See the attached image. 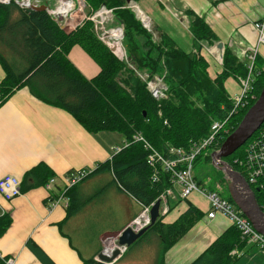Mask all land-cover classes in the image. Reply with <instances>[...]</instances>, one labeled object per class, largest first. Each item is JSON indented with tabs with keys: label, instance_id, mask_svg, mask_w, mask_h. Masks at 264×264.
Segmentation results:
<instances>
[{
	"label": "trees",
	"instance_id": "1",
	"mask_svg": "<svg viewBox=\"0 0 264 264\" xmlns=\"http://www.w3.org/2000/svg\"><path fill=\"white\" fill-rule=\"evenodd\" d=\"M85 1L90 11L101 6L113 9L114 16L124 26L123 41L128 62L119 61L98 39L91 21H85L67 32L46 11L23 9L14 2H0V66L4 72L0 81V106L15 90L27 87L39 100L71 114L89 133L117 131L124 135L122 144L112 148L109 159L88 168L81 180L69 189L60 186L57 194L49 197L51 201L63 192L67 199L65 217L57 224L63 235H66L63 230L65 224L83 212L102 190L100 188L88 196L78 188L81 182L97 172L107 173L113 184L116 182L139 205L150 204L162 192L179 187L170 172L163 169L155 171L147 163L148 150L137 136L147 140L163 156L170 157L172 149H188L208 136L213 121L227 120L228 132L220 133L222 137L213 147L217 149L253 104L264 81V69L253 64L250 72L252 90L245 105L233 110L231 97L241 91L239 79L248 75L249 62L236 57L229 47H224L222 70L211 76L208 61L202 53L186 52L165 32L157 29L155 33L142 26L133 10L126 6L139 0ZM42 3L53 5L54 1L44 0ZM212 3L215 1L212 0ZM183 14L187 17L193 40L215 47L218 38L204 18L190 8L184 9ZM142 16L146 21V17ZM139 37L143 38V42ZM74 45H79L99 66V72L94 77H85L68 58ZM200 46L197 44L198 50ZM134 69L140 74L146 72L164 76L166 97L154 99L146 82ZM228 78H235L240 85L239 91L233 95L225 86ZM207 149L209 147L204 150ZM203 151L195 161L203 156L205 162H210V153ZM244 154L241 146L224 159L234 170L240 171L233 159ZM52 177H55L53 170L45 163H38L22 176L20 190L46 186ZM195 180L202 189H208L204 182L196 177ZM222 181L226 185L225 178ZM251 187L264 211V190ZM227 199L234 203L230 196ZM166 200L170 202L169 195ZM177 200L187 201V197ZM208 207L204 211L187 201V208L172 222H163V215L158 216L127 247L126 254L137 246L135 248L141 257L139 261L142 262L124 260L125 254L112 264H166L167 251L206 215ZM11 222L8 213L0 215V237ZM251 251H258L256 244L242 237L235 225H229L189 264H235ZM45 259L46 264H56L49 257ZM0 264H6L4 258L0 257ZM81 264L107 263L89 257L84 258Z\"/></svg>",
	"mask_w": 264,
	"mask_h": 264
},
{
	"label": "crops",
	"instance_id": "2",
	"mask_svg": "<svg viewBox=\"0 0 264 264\" xmlns=\"http://www.w3.org/2000/svg\"><path fill=\"white\" fill-rule=\"evenodd\" d=\"M214 1L139 0L137 3L152 19L153 26L172 37L177 46L186 52L202 53L208 61L209 74L214 76L222 70L220 51L215 45L193 40L183 10L190 8L203 17L223 43V49L229 47L236 57L248 63L241 51L256 43L258 31L254 23L264 15V0ZM197 44L201 45L199 50ZM68 58L87 78L99 72V66L79 45L70 49ZM254 66L264 69V44L258 47ZM3 77L0 66V81ZM235 80L228 78L225 86L232 87ZM105 134L89 133L71 114L39 100L27 87L15 90L0 106V178L13 175L21 181L24 173L38 163L48 165L55 175L52 184L21 191L12 199L7 200L0 194V215L5 212L12 219L0 237L1 258L10 259L11 264H46L48 257L56 264H81L84 258L95 259L101 252L102 239L117 235L137 215L139 203L103 172L88 177L78 188L87 194L91 182L107 180L102 191H106L104 195L114 208L115 225L99 226L101 216L95 199L86 205V215L79 214L65 224L66 235H63L57 224L65 217V202L49 206V197L57 194L58 187L66 185L70 171L93 168L110 158L115 145ZM200 198L199 194L192 193L187 201L198 206ZM187 201L174 200L163 222H172L187 208ZM207 207L206 202L203 210ZM229 225L230 221L219 213L211 219L204 216L167 251L166 264H189ZM235 264H264V255L251 251Z\"/></svg>",
	"mask_w": 264,
	"mask_h": 264
},
{
	"label": "built area",
	"instance_id": "3",
	"mask_svg": "<svg viewBox=\"0 0 264 264\" xmlns=\"http://www.w3.org/2000/svg\"><path fill=\"white\" fill-rule=\"evenodd\" d=\"M44 0H0L1 3L14 2L23 9H33L37 6L42 5ZM54 3L46 5V12L49 16L55 19L63 30L70 32L76 27L82 25L85 21H91L93 29L98 39L110 50V52L122 62H128V55L126 48L123 44V25L116 23L115 26L111 23L114 20L112 9H108L104 6L99 7L94 11H90L89 6L85 0H53ZM131 8L136 17L140 20L143 27L146 29L151 28L150 17L145 14L138 6L137 3L133 2L127 5ZM141 12L147 19L146 22L139 16ZM111 23V26H107ZM254 27L258 31V37L255 45L248 46L241 52L242 57L249 59V73L243 78H240L241 91L232 96L234 103L233 110H237L239 106L243 107L247 100L248 95L252 90V79L250 72L253 68L254 58L258 51V47L264 44V15L255 21ZM115 31V35L111 32ZM249 52V53H248ZM142 80L146 82V87L150 92L151 96L160 100L166 97L167 85L164 81V76L161 75H150L149 73L140 74L134 69ZM227 120L213 121L210 127V133L202 140L198 141L197 144L192 145L188 149L174 148L170 151L172 156H163L157 149H155L147 140L141 136L136 138L142 140L146 149L148 150L147 163L153 167L155 171L163 169L166 172H170L172 179L179 187H182L183 195L185 196L191 191H201L197 186V182L192 173L193 163L196 157L201 151L209 147L212 149L218 145L222 134L228 132ZM244 156H237L233 159V162L240 167L238 171L246 182L256 189L264 190V122L255 133L244 143L243 145ZM158 166L162 167L159 168ZM89 171L88 168L78 169L75 173L69 172L66 175L65 189H69ZM155 175V174H154ZM54 182L51 178L47 185ZM252 188V187H251ZM169 190L162 192L158 199L163 202V207L159 208V213L165 215L168 211L164 201H167V195ZM204 195L210 204V210L207 212V218H213L217 213L228 218L233 225H235L241 232L242 237L246 238L248 242L256 244L258 252L264 255V235L255 230L249 221L239 209H237L231 202L220 198L216 193L212 191H205L202 189ZM20 180L13 175H5L0 178V194L7 200L19 195ZM60 202L67 204V199L64 197L63 192L60 195L52 199L49 202V206H53ZM154 201L150 204H141L139 213L129 222L127 225L133 232H138L141 229L147 227L151 223L150 209ZM118 235L111 237H104L102 239L101 252L111 256L115 249L119 250V254L109 264L114 263L123 254L127 246L118 243ZM97 259V258H96ZM98 260V259H97ZM6 264H11L10 259L5 258Z\"/></svg>",
	"mask_w": 264,
	"mask_h": 264
},
{
	"label": "water",
	"instance_id": "4",
	"mask_svg": "<svg viewBox=\"0 0 264 264\" xmlns=\"http://www.w3.org/2000/svg\"><path fill=\"white\" fill-rule=\"evenodd\" d=\"M130 1V0H128ZM45 5L33 8L34 10H46ZM120 22V21H119ZM122 23V22H120ZM63 29V27L61 26ZM157 27L153 26L152 31L156 32ZM216 47L223 50V43L217 42ZM264 122V81L260 88L259 94L253 104L246 110L237 127L229 133L221 143L217 151L211 152V161L213 165L222 171L228 182V192L232 201L241 210V212L250 220L253 227L264 235V211L256 201L254 190L247 184L243 176L225 161V157L233 154L240 148L253 133ZM159 199H157L151 207L150 216L152 225L159 216ZM149 225V226H150ZM138 232H133L130 227L126 226L118 235V243L127 247L134 243L148 227ZM119 250L115 249L111 256L102 252L98 254L99 261L111 262L117 255Z\"/></svg>",
	"mask_w": 264,
	"mask_h": 264
},
{
	"label": "rangeland",
	"instance_id": "5",
	"mask_svg": "<svg viewBox=\"0 0 264 264\" xmlns=\"http://www.w3.org/2000/svg\"><path fill=\"white\" fill-rule=\"evenodd\" d=\"M139 5V4H138ZM142 10L143 7L141 5H139ZM106 7V6H104ZM107 8V7H106ZM108 9H112V8H108ZM144 11V10H143ZM113 12V9H112ZM184 16V15H183ZM142 20L144 21V19L142 18ZM151 22L153 24V21L151 19ZM113 25L115 26V22L113 23ZM107 26H111V23H108ZM124 28V26H123ZM123 34H124V30H123ZM140 41L143 42V38L139 37ZM124 43V41H123ZM235 78H232V80ZM231 85H226L227 91L229 93H231L232 95L234 94V92H238L240 89V85L238 83H231ZM107 135V139L110 143H112L113 145L117 146V145H121L122 141L124 140V135L122 133H119L117 131L115 132H106ZM212 149L209 148L207 150H204L203 153L206 152H211ZM192 173L193 175L198 178L199 180H201L202 182L205 183V187L209 189H214L213 190H209L212 191L214 193H216L220 198H223L225 200H227L228 202H230L227 198L229 196V192H228V188L226 185L223 184L222 179L225 178L224 174L222 173L221 170H219L218 168H216L212 161L210 162H205L203 160V156H201L200 158H197L196 161H194L193 163V167H192ZM106 182L107 180H98V181H94L91 182L90 185V189L89 192L87 193V195H91L95 192H97L100 188H104V186H106ZM248 184V183H247ZM249 185V184H248ZM199 186V185H197ZM250 186V185H249ZM89 188V186H88ZM199 190L201 191H191L188 194H186L185 196L183 195V191H182V187H178L177 189H170L169 190V203L167 201H164L165 206L167 208V211L170 209V206L172 205L174 200L177 199H183L184 197H189L192 193H197L200 195V199H197L198 202V206L201 209H205V203H208V210L207 212L210 210V204L207 200V197L204 195V192H202V188L199 186ZM106 191H102L100 190V193L97 194L96 197V205L99 207L98 213L101 216L100 222H99V226L100 227H109V226H113L115 225V213H114V208L112 206L111 203H109L108 200V196L104 195ZM160 201V200H159ZM182 201V200H180ZM163 207V202H159V208ZM151 210V209H150ZM89 211V210H88ZM80 214L86 215L87 214V210H84L83 212H80ZM168 214V213H167ZM167 214H165L163 217H165ZM162 215L159 213V216ZM225 217V216H224ZM226 218V217H225ZM228 219V218H227ZM229 220V219H228ZM230 221V220H229ZM230 224L231 221H230ZM92 238V237H91ZM72 240L74 241V237H72ZM137 247V246H135ZM135 247H132L127 254L124 257V260H140L139 259V255L138 252L136 250ZM235 251V250H233ZM247 254V253H246ZM138 262H142V261H138Z\"/></svg>",
	"mask_w": 264,
	"mask_h": 264
},
{
	"label": "bare ground",
	"instance_id": "6",
	"mask_svg": "<svg viewBox=\"0 0 264 264\" xmlns=\"http://www.w3.org/2000/svg\"><path fill=\"white\" fill-rule=\"evenodd\" d=\"M146 21H147V19H146ZM146 21L144 20V22H146ZM111 34L112 35H115V31H112Z\"/></svg>",
	"mask_w": 264,
	"mask_h": 264
},
{
	"label": "clouds",
	"instance_id": "7",
	"mask_svg": "<svg viewBox=\"0 0 264 264\" xmlns=\"http://www.w3.org/2000/svg\"><path fill=\"white\" fill-rule=\"evenodd\" d=\"M261 234H262V233H261ZM96 258L98 259V257H96ZM96 258H95V259H96ZM97 259H96V260H97ZM98 261H99V259H98ZM100 262H102V261H100ZM115 262H116V261H115ZM104 263H107V264H109L108 262H104Z\"/></svg>",
	"mask_w": 264,
	"mask_h": 264
},
{
	"label": "flooded vegetation",
	"instance_id": "8",
	"mask_svg": "<svg viewBox=\"0 0 264 264\" xmlns=\"http://www.w3.org/2000/svg\"><path fill=\"white\" fill-rule=\"evenodd\" d=\"M263 125V124H262Z\"/></svg>",
	"mask_w": 264,
	"mask_h": 264
}]
</instances>
